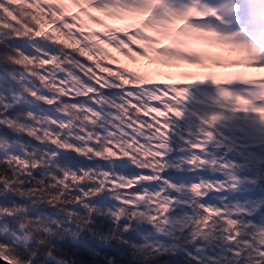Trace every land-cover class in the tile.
I'll return each instance as SVG.
<instances>
[{
	"label": "snow or ice",
	"instance_id": "snow-or-ice-1",
	"mask_svg": "<svg viewBox=\"0 0 264 264\" xmlns=\"http://www.w3.org/2000/svg\"><path fill=\"white\" fill-rule=\"evenodd\" d=\"M70 2L79 9L77 13H69L64 0H54L55 6L60 9L56 19L61 24L54 27L53 34H49L41 17L28 11L33 4L26 0H0V30L7 29L16 38L23 36L46 40L61 46L67 53L66 57L61 56L57 60L52 53H45L42 49H36L38 56H30L16 49V55L8 57L13 63L26 67V74L37 78L41 86L55 89V94L50 97L39 95L36 91H32L31 95L40 96L49 105L59 102L61 92L66 93L69 100L74 101L82 96L88 101L84 105H74L71 114L74 119L49 121V128L41 126L40 133H36L35 129L31 133L34 132L37 138L51 136V142L59 143L71 127L70 142L62 144V147L96 158H127L141 173L129 177L108 171L99 174L90 170L63 173L53 178L57 191L51 200L62 199L68 189L77 190L80 197L74 202L83 204L90 211L92 206L86 201L111 190L117 193L116 199L121 204L118 222L124 216L134 219L137 215H145L153 224H167L168 213L177 203V197L172 193H179L181 186L173 185L162 173L168 167L170 148L167 141L171 120L173 116L182 115L178 108L181 98L186 96L191 83L211 80L220 88L222 97L235 101L242 110L258 113L264 120V78L257 81L247 79L243 74L227 78V84L231 85L236 80L248 89L234 95L211 71L243 65L264 72V50L237 42L235 36L217 35L215 30L205 26L204 21L210 16L209 13L212 16L216 13L202 5L201 0ZM49 7H53V4H49ZM52 15L56 16L55 13ZM65 15H71L74 23L65 21ZM56 19L51 21L53 25H56ZM89 21L98 25L103 32H86ZM113 24L120 26L114 27ZM186 29H191V32ZM129 30H132L131 34ZM118 33H124L127 40L120 38ZM225 41L231 43L226 44ZM132 45L137 46L135 50ZM121 56L124 60L120 59ZM81 57L90 63L82 62ZM102 61H110L111 64ZM65 62L76 65L79 79L73 77L72 80H65L59 71L54 78H50V73L54 69H62ZM109 89L117 94L115 99L104 96ZM255 100L261 102L260 106H244L252 105ZM101 108L110 111H100ZM28 115L35 119L32 113ZM149 116L151 119L144 118ZM220 118L213 114L203 119L194 139L185 141L192 152L186 163L193 170L204 165L228 170L229 166L221 161L207 159L208 145L215 135L212 128ZM51 125H55V128H51ZM97 128L100 131H96ZM77 140L80 141L78 145L72 142ZM13 163L19 167L24 165L25 160L16 157ZM38 167L39 163L28 164L29 170ZM75 181H80V184L92 183L94 187L91 190L82 188L74 184ZM148 181H158L161 187L153 191L145 186ZM235 181L236 177L228 172L226 181L200 180L184 186L191 199L183 203L198 213L193 216L189 227L196 233L221 232L232 245L230 251L233 256L246 259L251 256L253 264H264V229L255 228L251 223L242 224L238 215L243 216L244 209L205 203L211 193L234 188ZM48 191L50 189L46 188L37 195L49 199ZM124 230H128L127 225ZM10 262L11 258L8 257L7 264Z\"/></svg>",
	"mask_w": 264,
	"mask_h": 264
},
{
	"label": "trees",
	"instance_id": "trees-1",
	"mask_svg": "<svg viewBox=\"0 0 264 264\" xmlns=\"http://www.w3.org/2000/svg\"><path fill=\"white\" fill-rule=\"evenodd\" d=\"M26 2L33 4L28 11L40 16L45 30L53 34L54 27L61 24V21L56 19L60 15V9L55 6L54 0ZM64 3L69 13H75L76 5L70 0H64ZM49 4H53V7L50 8ZM53 19H56V25L51 23ZM88 25L90 28L89 23ZM36 27L39 28L38 25ZM91 30L103 32L95 28ZM73 31L75 32L74 29ZM16 49L30 56H38L36 49H42L45 53H52L57 60L61 56H67L59 45L50 44L40 38H16L7 29L0 30V226L21 228L30 238L28 243H22L0 232L1 255L10 257L16 264H253L251 256L247 259L233 256L230 251L232 245L225 240L221 232L196 233L191 230L189 225L193 217L187 221L182 232L178 231L174 235L175 241L171 245L152 247L139 244L135 241L138 231L134 225L139 223L142 226L154 227L160 222L153 224L145 215H137L134 219L124 216L118 222L117 216L121 214L118 208L121 204L116 199L117 193L111 190L103 191L87 200L86 203L92 206L90 211L83 204L74 202L80 197L77 190L68 189L62 199L52 201L51 196L57 191L53 178H58L63 173L90 170L99 174L101 171H108L121 177H129L139 175L141 170L127 158H96L62 147V144L70 142L71 127L59 143L51 142V136L37 138L34 132L31 133L32 129L40 133L41 126L49 128V121L63 122L74 119L71 115L74 105H84L88 101L82 96H78L74 101L69 100L66 98L67 94L61 92L59 102L49 105L40 96L31 95L32 91H36L39 95L50 97L55 94V89L44 88L37 78L26 74V67L8 59L9 56L16 55ZM120 59L124 60L122 56ZM81 60L90 63L84 57H81ZM102 63L111 64L110 61ZM57 71L65 80H72L73 77L79 79L75 64L63 63V68L54 69L50 78H54ZM73 83L76 86L75 81ZM116 95L111 89L104 92V96L111 99H115ZM178 108L182 115L173 116L171 120L172 127L167 141L170 148L167 155L168 167L162 173L163 177L173 185L181 186L180 192L188 196V199H191V195L184 186L200 180L226 181L228 172L236 177L235 182H241L239 180L243 179L245 185H248V182L254 180L255 188H260L264 194V138L248 143L242 132L231 125L234 123L223 117L224 111H209L198 106H190L188 110L182 105H178ZM100 111L110 109L101 108ZM29 113H32L35 119L29 117ZM241 113H245L244 110ZM213 114H219L221 118L212 128L215 135L208 145L207 159H217L229 168L224 170L204 165L193 170L186 163L192 152L185 141L194 139L198 129L202 127L201 121ZM144 118L151 119L150 116ZM51 128H55V125H51ZM96 131L100 129L97 128ZM72 142L80 144L78 140ZM16 157L24 159V165L18 167L13 163ZM29 163H39V167L29 170ZM234 171L239 174H233ZM56 182L58 183V180ZM73 183L89 190L94 187L88 182ZM145 186L151 190L161 187L158 181H148ZM46 188L50 189L47 193L49 199L37 195ZM228 189L211 193L205 203L234 208L223 200L227 192H230ZM111 193H114L115 214L100 206V201ZM172 194L177 197V203L168 213L173 220L179 213L188 215L192 211L194 216L198 214L183 203L186 198H180L176 192ZM238 209L245 210L244 207ZM258 212L259 216L256 212L250 214L245 210L243 216L238 215V220L242 224L251 223L260 229L258 224L261 222L260 214L264 213V203ZM126 225L127 231L124 230ZM107 229H114V235L99 242ZM5 245L7 247H4Z\"/></svg>",
	"mask_w": 264,
	"mask_h": 264
},
{
	"label": "rangeland",
	"instance_id": "rangeland-1",
	"mask_svg": "<svg viewBox=\"0 0 264 264\" xmlns=\"http://www.w3.org/2000/svg\"><path fill=\"white\" fill-rule=\"evenodd\" d=\"M201 3L215 11L216 18L212 19L208 17L204 21V24L215 30L217 35L225 37L235 36L237 42L248 43L264 50V46H262L260 42L257 43L254 38L252 40L250 36H248L249 34H252L254 37L261 38L264 33V18H262V15H264V9H262L261 12V6L258 4L257 0H201ZM78 11L79 9L76 7L75 13ZM93 14L100 15L98 13ZM243 14L245 18L243 17ZM65 20L69 23H74L71 20V17L68 18L65 16ZM88 23L90 24V28L86 29V32L91 30V28L103 31L98 25L92 24L90 21ZM262 24L263 26H260ZM113 26L120 25L113 24ZM244 28H247L245 32ZM74 30L77 31V29ZM186 31L191 32V29H186ZM131 32L132 30H129V34H131ZM118 36L127 40L124 33H118ZM225 43L230 44L231 41H225ZM132 47L135 50L137 46L132 45ZM194 70L199 71L196 69ZM211 71L218 79H220L221 83L229 87L227 90L234 95L242 94L248 91V89L236 80H234V83L231 85L227 84V78H234L236 74H243L245 78L257 81L264 78V72H258L256 67L247 68L243 65L212 69ZM220 91V88L211 80L193 82L188 86L187 94L185 97L181 98L179 105H182L186 110H188L190 106H198L199 108L208 109L209 111H212V109L224 111L225 114L223 117L235 124L231 125L242 132V136L245 137L246 141H249L248 143H253L254 141L264 138V120L260 118L259 114L250 110H244L245 113L242 114L241 111L243 110L237 107L236 102L222 97ZM240 103L243 104V101ZM260 103L259 100H255L252 105L244 106H260ZM233 174L237 175L239 173L234 171ZM239 181L241 182H235L236 185L234 188H229L230 192H227L226 196L223 197V200H225L226 204L233 205L234 208L244 207L250 214L256 212L257 216H259L258 211L261 204L264 203L263 192L260 191V188H255L254 180L248 182V185H245L246 182L243 179ZM152 190L155 191L154 189ZM177 195L182 199L189 198L188 196H185L183 192H179ZM113 197L114 193H111L110 196H105L104 199L100 201V206H102L104 210L111 211L112 214H114ZM263 214H260L261 222L258 224L260 229H264ZM193 216L192 211H190L188 215L187 213L185 215L179 213L174 220L168 215L167 224L160 222L154 227L146 225L142 226L139 223H136L134 228L138 231V237L135 241H138L139 244L143 243L152 247L157 245H171L175 241L174 235L177 234L178 231L182 232L186 227L187 221ZM0 232L17 242L28 243L30 241L29 236L21 228H10L4 225L0 226ZM113 235L114 229H107L99 242H103ZM2 257L4 256L2 255Z\"/></svg>",
	"mask_w": 264,
	"mask_h": 264
},
{
	"label": "water",
	"instance_id": "water-1",
	"mask_svg": "<svg viewBox=\"0 0 264 264\" xmlns=\"http://www.w3.org/2000/svg\"><path fill=\"white\" fill-rule=\"evenodd\" d=\"M2 257V255H0ZM0 264H7V258L5 259H0ZM10 264H16L14 261L11 260Z\"/></svg>",
	"mask_w": 264,
	"mask_h": 264
}]
</instances>
